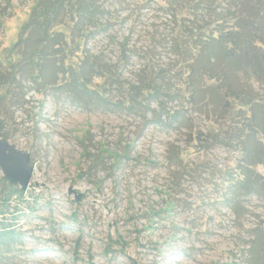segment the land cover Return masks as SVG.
<instances>
[{"label": "rangeland", "instance_id": "1", "mask_svg": "<svg viewBox=\"0 0 264 264\" xmlns=\"http://www.w3.org/2000/svg\"><path fill=\"white\" fill-rule=\"evenodd\" d=\"M40 1L0 0V138L33 170L9 203L0 170L23 236L0 264H264V50L189 79L188 6L104 0L94 22L63 13L38 71Z\"/></svg>", "mask_w": 264, "mask_h": 264}, {"label": "trees", "instance_id": "2", "mask_svg": "<svg viewBox=\"0 0 264 264\" xmlns=\"http://www.w3.org/2000/svg\"><path fill=\"white\" fill-rule=\"evenodd\" d=\"M103 1L43 0L38 2L32 10L30 21L24 27V31L28 30V36L32 33L40 36L38 48H35L31 53L25 50V52H21V55L27 56L28 54V62L37 63L38 71H41V64L36 61L51 58L52 51L58 52L59 42L57 37H60L61 34L52 32V29L53 26L59 23L63 13L65 16L68 15L74 18L73 23L75 26L86 21L94 22L98 15V8H100L99 4ZM181 5H183L182 7L188 6L192 18L188 20L190 28L187 27L188 30L181 29L180 41L178 45H174V49L177 48L179 55L181 53L184 56L183 58H188L186 59L188 61L187 71L192 75L189 79L196 78L198 74L203 76L212 74L213 77H217L222 81L226 77L223 66L217 65L219 68H212V66H215L216 58H236L231 57L235 55L241 56L240 58L248 56L249 58L246 59L249 60L255 57H251V53L246 54L247 50L251 49L250 46L254 48V45H257L255 46L257 49L264 50V41L261 38L263 24L260 23V20L258 23L256 22L257 18L263 16V11H259L260 4L256 3L255 0H170L167 4L170 15H174L173 9L180 8ZM206 17L212 19V28H209L208 33H206V30L204 31L208 28V25L204 23ZM203 23L204 25H202ZM52 42L57 46L50 50L47 49ZM56 52L55 54H58ZM34 57H37L35 61ZM200 57L206 58L207 64L197 65L196 58ZM209 62L212 64L210 65ZM251 67H253V64H251ZM35 68L36 65L33 69ZM13 186L15 188V185H7L6 193H9L5 197L6 203L11 202L12 199L15 200V198L23 201L20 193L14 191L13 194ZM22 239L21 231L13 225L1 223L0 257H3L4 254L12 255L13 252L19 251L18 247L21 246Z\"/></svg>", "mask_w": 264, "mask_h": 264}, {"label": "water", "instance_id": "3", "mask_svg": "<svg viewBox=\"0 0 264 264\" xmlns=\"http://www.w3.org/2000/svg\"><path fill=\"white\" fill-rule=\"evenodd\" d=\"M29 161L27 153L18 151L0 138V170L8 184L17 185L22 191L26 190L33 171Z\"/></svg>", "mask_w": 264, "mask_h": 264}]
</instances>
